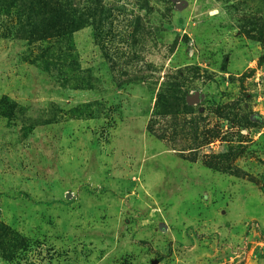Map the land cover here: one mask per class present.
Instances as JSON below:
<instances>
[{"label": "rangeland", "instance_id": "374dc122", "mask_svg": "<svg viewBox=\"0 0 264 264\" xmlns=\"http://www.w3.org/2000/svg\"><path fill=\"white\" fill-rule=\"evenodd\" d=\"M263 189L264 0H0V264H264Z\"/></svg>", "mask_w": 264, "mask_h": 264}, {"label": "water", "instance_id": "95a60500", "mask_svg": "<svg viewBox=\"0 0 264 264\" xmlns=\"http://www.w3.org/2000/svg\"><path fill=\"white\" fill-rule=\"evenodd\" d=\"M198 100V96L196 93L193 94L192 98H191V101H197ZM69 197V196H67Z\"/></svg>", "mask_w": 264, "mask_h": 264}, {"label": "trees", "instance_id": "16d2710c", "mask_svg": "<svg viewBox=\"0 0 264 264\" xmlns=\"http://www.w3.org/2000/svg\"><path fill=\"white\" fill-rule=\"evenodd\" d=\"M41 4L43 5V4H45V3H41ZM42 5H41V6H42ZM60 8H61V7L59 6L58 8L55 9V13H56V14L59 13L57 9H60ZM47 13H49V9L47 10ZM46 32H47V31H46ZM263 191H264V189H263Z\"/></svg>", "mask_w": 264, "mask_h": 264}]
</instances>
